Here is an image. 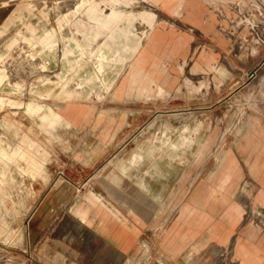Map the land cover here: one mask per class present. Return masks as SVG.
I'll use <instances>...</instances> for the list:
<instances>
[{"label":"crops","instance_id":"0c3cea01","mask_svg":"<svg viewBox=\"0 0 264 264\" xmlns=\"http://www.w3.org/2000/svg\"><path fill=\"white\" fill-rule=\"evenodd\" d=\"M14 4L0 0V31L17 19ZM157 5L194 30L162 20L150 32L141 18L136 43L125 36L123 48L109 50L102 79L83 56L72 62L63 45L33 62L21 55L15 68L3 64V84L28 86L26 107L34 125L43 119L42 135L61 149L60 158L48 163L51 184L42 193L46 199L34 228L47 227L56 180L66 183L68 196L78 192V203L89 208L85 219L73 215L76 226L67 223L72 231L60 238L65 248L53 241L55 229L50 232V246L59 252L53 256L61 264L148 260L147 244L156 247L163 264H197L210 249L228 248L234 236L235 260L264 264V115L250 114L238 140L229 142L227 126L214 121L227 114L210 107L214 93L207 81L210 53L219 58L229 46L219 17L202 0H157ZM85 36L77 35L78 46ZM202 37L213 44L197 45ZM187 112L196 119L173 118L172 127L149 121ZM88 193L100 197L98 205L88 202ZM46 243L39 242L47 251Z\"/></svg>","mask_w":264,"mask_h":264},{"label":"rangeland","instance_id":"374dc122","mask_svg":"<svg viewBox=\"0 0 264 264\" xmlns=\"http://www.w3.org/2000/svg\"><path fill=\"white\" fill-rule=\"evenodd\" d=\"M10 1L18 7V17L0 31V214L5 213L0 216V264H19L13 259H20L25 264H61L53 256L59 252L50 246V232L72 211V216L78 214L85 219L89 208L83 202L78 203V192L68 196L71 191H64L66 183L55 180L52 182L55 196L51 201L52 210L48 213L47 227L43 231L33 227L38 210L46 199L42 193L51 184L48 178L52 170L48 163L52 157L60 158L61 149L59 143L54 146L42 135L45 132L43 119L36 118L37 126L34 125L35 118L29 115L26 107L29 100L26 97L28 86L12 85L9 81L3 84V64L7 68H15L16 60L22 59L21 55L33 62L51 52V47L63 45L72 62L81 60L83 56L84 61L96 65L95 71L102 79L108 70L104 64L110 59L112 52L109 50L123 48L125 36L136 43L140 36L137 24L141 23V18L148 20L149 28L162 20L179 27L192 25L165 13L157 5V0ZM202 1L219 17L218 29L229 42L226 51L219 58L218 54L210 53L213 63H208L212 69L207 81L208 86L213 88L214 97L209 105L221 108L227 114L223 118L215 116L214 121L216 125L227 126L229 142L236 141L243 127L247 126L250 114L264 115V0ZM152 29L153 26L150 32ZM83 33L88 39L85 36L86 43L80 47L76 38ZM45 39L50 44L44 43ZM200 40L208 46L213 44L206 37ZM14 50L17 53L21 50V53L14 55ZM121 56L123 55L120 54ZM76 66L74 64V70H71L75 76ZM192 114L160 115L163 119L156 125L171 126L173 118L165 121L171 116H190L187 120H195L196 116ZM158 117H150V124ZM164 139L167 144L170 140L168 133ZM55 173L53 170V174ZM87 200L92 205H98L100 197L88 193ZM43 239L49 245L47 251L46 247L42 249L39 244ZM211 251L212 249L202 259L198 258L197 264H241L233 258L238 252L236 236L228 248L216 246ZM223 251L225 252L222 254ZM145 252L150 255L148 260H131L126 264H163V257L152 244H147ZM157 255L161 260L156 259ZM185 262L181 264H193ZM164 263L168 262L165 260Z\"/></svg>","mask_w":264,"mask_h":264},{"label":"bare ground","instance_id":"6f19581e","mask_svg":"<svg viewBox=\"0 0 264 264\" xmlns=\"http://www.w3.org/2000/svg\"><path fill=\"white\" fill-rule=\"evenodd\" d=\"M88 1V0H87ZM80 3V2H79ZM21 5V4H20ZM86 5V4H85ZM84 6V5H83ZM98 9V8H97ZM97 9H95V10H97ZM98 11V10H97ZM93 13V12H92ZM9 15V14H8ZM66 21V20H65ZM6 23V22H5ZM67 24V23H66ZM3 27V26H2ZM3 31V30H2ZM53 34V33H52ZM66 39V38H65ZM46 42H48L47 40H46ZM58 47H60L59 45H58ZM60 51V50H59ZM79 51V50H78ZM60 53V52H59ZM204 55H206V54H204ZM37 57V56H36ZM36 61H37V59H36ZM48 62V61H47ZM41 63V62H40ZM207 63H209V64H212L213 63V59L210 57V59L207 61ZM43 64V63H42ZM36 70V69H35ZM36 73V72H35ZM30 75V74H29ZM23 76V75H22ZM31 77H32V75H31ZM22 78V77H21ZM118 78V77H117ZM0 80H1V75H0ZM27 81V80H26ZM37 81V80H36ZM199 84V83H198ZM5 85V84H4ZM13 85V84H12ZM75 85V84H74ZM113 85V84H112ZM26 86V85H25ZM37 86V85H36ZM69 86V85H68ZM105 87V86H104ZM106 89V88H105ZM8 90H10V89H8ZM21 90V89H20ZM22 91V90H21ZM105 91V90H104ZM108 93V92H107ZM15 94V93H14ZM21 94V93H20ZM25 95V94H24ZM32 95V94H31ZM37 96V95H36ZM103 96V95H102ZM108 98H109V96H108ZM25 100V99H24ZM38 101V100H37ZM34 102V101H33ZM39 102V101H38ZM112 109H113V107H112ZM113 111H114V109H113ZM128 112V111H127ZM171 118H176V121H177V119H178V121H179V119H181V117H170V118H167L165 121L166 122H168V120H170ZM26 119V118H25ZM160 119H163V117H161V116H159L158 118H156V120L152 123V126H154V125H156L157 124V122L160 120ZM184 119H185V117H184ZM188 119V118H187ZM186 119V120H187ZM195 119V118H194ZM181 121V120H180ZM179 121V122H180ZM165 122V123H166ZM183 124H184V122H183ZM152 126H150V127H152ZM181 126V125H180ZM73 127V126H72ZM172 127V126H171ZM153 128V127H152ZM150 129V128H149ZM197 129V128H196ZM163 130V129H162ZM247 130V129H246ZM250 130V129H249ZM145 132V131H144ZM155 132V131H154ZM163 132V131H162ZM3 133V132H2ZM67 134V133H66ZM184 134V133H183ZM63 135V134H62ZM165 137V136H164ZM183 137V136H182ZM181 137V138H182ZM247 138V137H246ZM253 138V137H252ZM256 138V137H255ZM181 140V139H180ZM185 140V139H184ZM249 140V139H248ZM83 141V140H82ZM152 141V140H151ZM247 143V142H246ZM12 144V143H11ZM165 145H166V143H165ZM184 146V145H183ZM241 146V145H240ZM248 146V145H247ZM258 146V145H257ZM22 148H25L26 150H28L29 148H30V146H28V149L26 148V147H22ZM136 149V148H135ZM248 149H249V147H248ZM239 150V149H238ZM243 150V149H242ZM70 151V150H69ZM37 152V151H36ZM136 153V152H135ZM4 157V156H3ZM164 158V157H163ZM160 159H161V157H160ZM234 159V158H233ZM169 160V159H168ZM232 160V159H231ZM232 162V161H231ZM229 163V162H228ZM155 164V163H154ZM256 164V163H255ZM156 165V164H155ZM239 168V167H238ZM237 168V169H238ZM224 169V168H223ZM237 171V170H236ZM239 171V170H238ZM237 171V172H238ZM224 172H226V171H224ZM238 174V173H237ZM145 175V174H144ZM134 177V176H133ZM166 177V176H165ZM223 177V176H222ZM152 178V177H151ZM226 178V177H225ZM231 178V177H230ZM29 179V178H28ZM139 180V179H138ZM29 181V180H28ZM143 181V180H142ZM200 185H202V184H200ZM205 185V184H204ZM205 186H207V185H205ZM198 188V187H197ZM202 188V187H201ZM206 188V187H205ZM205 188H203L204 190H205ZM29 189V188H28ZM34 192V191H33ZM210 192V191H209ZM253 192V191H252ZM251 192V193H252ZM23 193V192H22ZM258 194H259V192H258ZM33 196V195H32ZM261 197V196H260ZM23 198V197H22ZM263 198V197H262ZM29 199V198H28ZM263 201V200H262ZM261 202V201H260ZM258 203V202H257ZM24 204V203H23ZM264 204V203H263ZM20 206V205H19ZM18 207V206H17ZM255 207V206H254ZM42 208H44V207H42ZM189 208V207H188ZM188 210V209H187ZM1 211V210H0ZM2 212H3V210H2ZM193 212V211H192ZM188 213V212H187ZM2 214V213H1ZM0 214V216H4L3 214H5V213H3L2 215ZM7 215V214H6ZM6 215H5V217H6ZM187 215V214H186ZM188 216H190V214L188 215ZM2 218H4V217H2ZM184 218H186V217H184ZM8 219V218H7ZM5 220V219H4ZM206 220V219H205ZM189 221V220H188ZM208 221V220H207ZM3 222H5V221H3ZM213 222V221H212ZM2 223V222H1ZM0 223V224H1ZM7 223V222H6ZM67 223H69V224H71V225H73V226H76L77 224H75V219L73 218V216L72 215H67L66 217H64L59 223H58V225H57V227H56V229H55V234L57 235V237H55V238H53V241L54 242H57L58 244H59V246H61V247H63V248H65V246L63 245V244H61V237L62 236H66L68 233H70L72 230H70V229H68L67 228ZM4 224V223H3ZM4 226V228H5V225H3ZM2 227V226H1ZM33 227H35V226H33ZM65 228V230H64V232L62 233V228ZM1 231H2V229H1ZM75 231V230H74ZM5 232V231H4ZM175 233H176V230H175ZM175 233L173 234V235H175ZM73 234H75V233H72V235ZM169 234H170V232H169ZM172 236V235H171ZM185 236V235H184ZM189 237V236H188ZM169 238V237H168ZM171 238V237H170ZM190 238V237H189ZM164 239H166L165 237H164ZM188 239V238H187ZM185 240V239H184ZM170 241V240H169ZM186 242V241H185ZM171 243V242H170ZM187 243V242H186ZM189 243V242H188ZM50 244V243H49ZM174 246H176V245H174ZM183 246H185V245H183ZM55 248V247H54ZM178 248V247H177ZM58 250V249H57ZM181 250V249H180ZM181 253V252H180ZM179 253V254H180ZM14 258V257H13ZM12 258V259H13ZM6 259H8V258H6ZM159 259L161 260V258L159 257ZM184 260V259H183ZM6 261V260H5ZM7 261H10L9 259L7 260ZM12 261H14V262H16V263H19V264H25L22 260H20V259H13ZM184 262V261H183ZM187 262V261H186ZM185 262V263H186ZM8 263V262H7ZM11 264H14L13 262H11ZM212 264H218V263H212Z\"/></svg>","mask_w":264,"mask_h":264},{"label":"built area","instance_id":"2783aa9c","mask_svg":"<svg viewBox=\"0 0 264 264\" xmlns=\"http://www.w3.org/2000/svg\"><path fill=\"white\" fill-rule=\"evenodd\" d=\"M180 25H181V24H180ZM181 27L184 28V29L193 30V27H186V26H184V25H183V26L181 25ZM202 43H203V41H201V40H199V39L196 41V44H197V45H201Z\"/></svg>","mask_w":264,"mask_h":264}]
</instances>
